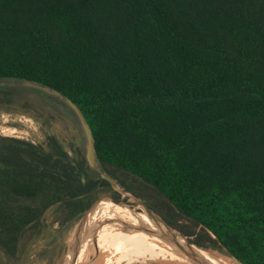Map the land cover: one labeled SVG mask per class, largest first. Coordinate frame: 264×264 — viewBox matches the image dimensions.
I'll use <instances>...</instances> for the list:
<instances>
[{"label":"trees","instance_id":"16d2710c","mask_svg":"<svg viewBox=\"0 0 264 264\" xmlns=\"http://www.w3.org/2000/svg\"><path fill=\"white\" fill-rule=\"evenodd\" d=\"M39 74L70 84L113 179L135 193L118 176L130 173L155 189L153 208L198 248L264 264V0H0V78ZM30 91L83 132L63 100ZM102 193L85 142L70 154L56 138L50 151L0 141L11 254L55 195L73 227ZM17 199L39 208L17 216Z\"/></svg>","mask_w":264,"mask_h":264},{"label":"rangeland","instance_id":"374dc122","mask_svg":"<svg viewBox=\"0 0 264 264\" xmlns=\"http://www.w3.org/2000/svg\"><path fill=\"white\" fill-rule=\"evenodd\" d=\"M21 89H27L28 91L26 90L19 93V96L15 99L13 104L4 103L3 100L8 99L9 96L5 93L0 94V141L4 138H13L28 142L34 146H41L45 150L50 151L51 138H56L70 154H72V150L75 147L82 143L85 142L86 145L84 133L81 132L72 116L58 114L50 105H45L36 99L33 92L30 91V89L39 90L41 88L25 87ZM118 176L131 183L135 192L134 194L143 199L151 207L156 206L162 201V197L158 195L155 189L147 185L142 179L130 173L123 174L121 172L118 173ZM52 200V205H50L42 215L41 224L37 228L28 229L22 236L17 232L14 235V241L10 240L12 250L16 245L14 254H11V252L4 247L3 242L7 239V233L0 230V264H63L66 255L69 256V254L73 253V250H78L82 246L81 239L84 234L87 232L90 233L89 236L85 237L88 240L96 238L95 234H91L93 231L90 232L93 229L91 225L98 221L99 217L105 213L102 201H109L106 193L100 194L92 207L86 210V213L77 222V224L85 222L87 226L85 224V226L77 228V224L73 227L71 225L75 215H70L65 210L63 205L64 198L55 195ZM10 204L17 216L27 208H39L36 202L28 199L12 200ZM95 205H97V209L93 210ZM123 209L128 212L131 211V214L134 213L132 214L133 217L137 216L130 208L123 207ZM91 211L92 215H90ZM121 224L122 227L131 225L129 221H123ZM125 229L130 230L131 228ZM71 239L73 242L69 243L68 241ZM187 239L190 241L189 238ZM99 240L100 239L97 238L93 241L94 244L91 243L93 251H96L97 257L99 256V252L104 249V247H99ZM65 244L66 249L63 250ZM89 247L90 244L88 249ZM89 250H87L86 255H84L83 259L78 264L84 262L85 258L89 255ZM126 251L131 254L133 253L128 249H123L112 254L114 264H125L123 261L135 259L129 256ZM204 251H207L214 260L219 262V264H238L234 260L218 252L209 250ZM133 255L135 254L133 253ZM224 257H226L227 260ZM73 259H68L65 264H74L75 262ZM138 262L139 261L136 259L129 264H141Z\"/></svg>","mask_w":264,"mask_h":264},{"label":"water","instance_id":"95a60500","mask_svg":"<svg viewBox=\"0 0 264 264\" xmlns=\"http://www.w3.org/2000/svg\"><path fill=\"white\" fill-rule=\"evenodd\" d=\"M25 87H38L56 95L77 116L86 140L88 162L96 179L104 186L107 198L111 203L130 208L141 219V227L132 225L123 227L147 234L161 242V246L170 252V258L176 264H219L207 251L198 248L171 227L153 207L106 172L99 158L98 136L93 120L85 107L73 95L71 86L66 80L50 74L15 75L0 78V94ZM114 221L118 222L116 217L109 218L103 223L102 228L104 229ZM68 242L72 243L73 240ZM91 243L94 244L93 241ZM87 260L88 257L82 264H87Z\"/></svg>","mask_w":264,"mask_h":264},{"label":"bare ground","instance_id":"6f19581e","mask_svg":"<svg viewBox=\"0 0 264 264\" xmlns=\"http://www.w3.org/2000/svg\"><path fill=\"white\" fill-rule=\"evenodd\" d=\"M102 203L105 213L99 217L98 221L91 225L93 229L90 232L93 231L91 234H95L96 238H93V240H88L85 237L89 236L90 233L87 232L84 234L83 238L81 239L82 246L78 250H73V253L69 254V256L66 255L63 264H65L68 259L72 260L73 258L75 262L74 264H78L89 249L90 253L87 256V264H114L112 254L123 249H128L137 256L131 261H123L125 264H129L136 259L139 261L138 263L141 264H176L173 260H171L170 252L161 246V242L155 240L147 234H142L133 229L126 230L121 226L123 221H129L132 226L141 227L142 223L138 215L133 217L132 214L134 213L131 214V211L128 212L127 210L123 209V207L126 206L117 205L107 200L102 201ZM97 205L94 206L93 210L97 209ZM90 215H92V211L90 212ZM112 217H116L118 222H113L103 229V223ZM85 224V222L77 224L76 228L81 226L83 227ZM97 238L100 239L99 247H104V249L99 252L98 257L95 253L96 251H93V246L91 244V242ZM89 244L90 247L88 249ZM224 258L227 260L226 257Z\"/></svg>","mask_w":264,"mask_h":264}]
</instances>
